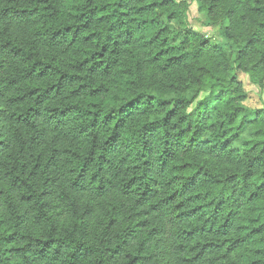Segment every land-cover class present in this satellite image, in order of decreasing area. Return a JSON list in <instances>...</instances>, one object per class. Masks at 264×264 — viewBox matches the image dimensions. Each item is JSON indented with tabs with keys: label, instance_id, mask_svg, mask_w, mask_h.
<instances>
[{
	"label": "trees",
	"instance_id": "obj_1",
	"mask_svg": "<svg viewBox=\"0 0 264 264\" xmlns=\"http://www.w3.org/2000/svg\"><path fill=\"white\" fill-rule=\"evenodd\" d=\"M238 74L264 90V0H0V264H264Z\"/></svg>",
	"mask_w": 264,
	"mask_h": 264
},
{
	"label": "rangeland",
	"instance_id": "obj_2",
	"mask_svg": "<svg viewBox=\"0 0 264 264\" xmlns=\"http://www.w3.org/2000/svg\"><path fill=\"white\" fill-rule=\"evenodd\" d=\"M187 12V21L190 28L196 33L208 38L214 44H224L217 29L206 19L205 14L199 11L196 3H189ZM176 27L173 25V29ZM234 50V48L230 47ZM238 82L241 83L243 89L247 92L248 98L242 102V106L251 110L264 108V90L260 91L258 87L253 85L248 77L244 74H238Z\"/></svg>",
	"mask_w": 264,
	"mask_h": 264
}]
</instances>
